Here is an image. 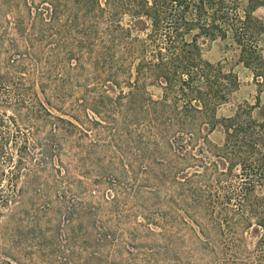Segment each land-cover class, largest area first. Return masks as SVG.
Wrapping results in <instances>:
<instances>
[{
	"label": "rangeland",
	"instance_id": "obj_1",
	"mask_svg": "<svg viewBox=\"0 0 264 264\" xmlns=\"http://www.w3.org/2000/svg\"><path fill=\"white\" fill-rule=\"evenodd\" d=\"M235 1L245 10L254 0ZM72 2L55 15L47 0H0V264H212L207 213L193 196L207 191V156L222 147V129L207 135L208 145L184 148L194 160L147 141L141 112L135 120L112 104L116 65L98 59L100 36L83 32L84 10ZM67 8L78 16L74 30L64 26ZM253 16L263 21L262 9ZM199 41L202 59L239 82L216 118L253 105L256 87L238 48ZM258 47L264 60V33ZM147 91L160 96L157 87ZM36 98L76 127L51 139Z\"/></svg>",
	"mask_w": 264,
	"mask_h": 264
},
{
	"label": "trees",
	"instance_id": "obj_2",
	"mask_svg": "<svg viewBox=\"0 0 264 264\" xmlns=\"http://www.w3.org/2000/svg\"><path fill=\"white\" fill-rule=\"evenodd\" d=\"M68 2L47 0V6L56 15ZM75 4L84 10L83 32L100 36L98 59L116 65L110 79L119 94L112 104L133 111L135 120L141 112L138 125L147 141L163 142L194 160L184 148L208 145L207 135L222 129V147L214 159L207 156V191L193 196L207 213V254L212 264H264V60L258 50L264 18L253 16L257 8L264 15V0H254L245 10L235 0H73ZM71 8L63 11L68 18L64 26L74 30L78 16ZM216 39H229L238 48L239 61L256 87L255 103L238 105L230 117L216 118L215 109L229 101L238 79L201 57L199 40ZM148 86L160 90L159 98H152ZM34 110L47 115L51 139L66 126L76 127L51 115L38 98ZM5 144L0 143V153ZM49 147L54 151L52 141Z\"/></svg>",
	"mask_w": 264,
	"mask_h": 264
}]
</instances>
